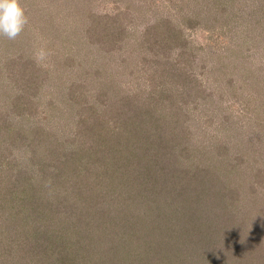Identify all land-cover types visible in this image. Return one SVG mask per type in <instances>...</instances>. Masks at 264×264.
<instances>
[{"label": "rangeland", "instance_id": "rangeland-1", "mask_svg": "<svg viewBox=\"0 0 264 264\" xmlns=\"http://www.w3.org/2000/svg\"><path fill=\"white\" fill-rule=\"evenodd\" d=\"M20 3L0 264H264V0Z\"/></svg>", "mask_w": 264, "mask_h": 264}, {"label": "clouds", "instance_id": "clouds-1", "mask_svg": "<svg viewBox=\"0 0 264 264\" xmlns=\"http://www.w3.org/2000/svg\"><path fill=\"white\" fill-rule=\"evenodd\" d=\"M28 24L20 0H0V38L15 40Z\"/></svg>", "mask_w": 264, "mask_h": 264}, {"label": "trees", "instance_id": "trees-1", "mask_svg": "<svg viewBox=\"0 0 264 264\" xmlns=\"http://www.w3.org/2000/svg\"><path fill=\"white\" fill-rule=\"evenodd\" d=\"M146 30H147V34H148V36H151L152 34H154L155 32L154 31H156L157 30V27L156 26H154V25H150L149 27H148V29L146 28ZM158 31V30H157ZM158 35V34H157ZM160 35H161V33H160ZM155 37H157V36H154L153 37V41L154 42H157V38H155ZM167 42V41H166ZM151 46V45H150ZM135 115H138L137 113H135ZM135 115L134 116H132L131 118H130V124L128 125L129 127H131V126H133L134 125V123H132L131 124V119L132 120H135L136 118H135ZM0 184H1V179H0ZM10 188V182L9 181H7L6 183H4L2 186H0V198L2 199V200H4V202H7V199H8V197L6 196V194L7 193H9V189ZM6 222H9L10 221V219H9V215L8 216H6V218L4 219ZM2 226L4 227V226H6V223L3 221V224H2ZM72 244H74L73 242H72ZM61 252V251H60ZM77 255L79 256V257H81L80 259H82V255L80 254V252H78L77 253ZM55 258H57V261H59V260H63V256H62V252L60 253V254H58L57 255V257H55ZM55 258H54V260H55ZM76 258V256L74 255V257L73 258H71L70 260H73V264H75L76 262H78L77 264H84L83 262H81L80 260H76L75 259ZM51 261V260H49L50 262L49 263H46V264H55V261Z\"/></svg>", "mask_w": 264, "mask_h": 264}]
</instances>
